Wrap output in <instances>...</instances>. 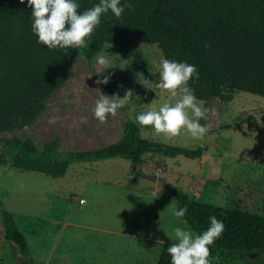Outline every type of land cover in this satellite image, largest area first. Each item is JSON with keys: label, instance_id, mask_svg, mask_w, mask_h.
Listing matches in <instances>:
<instances>
[{"label": "rangeland", "instance_id": "obj_1", "mask_svg": "<svg viewBox=\"0 0 264 264\" xmlns=\"http://www.w3.org/2000/svg\"><path fill=\"white\" fill-rule=\"evenodd\" d=\"M166 71L157 45L141 44L129 56L106 45L92 62L78 58L74 77L34 123L0 133L1 213L19 224L32 263L62 264L63 254L83 247L88 264H158L167 243L207 251L177 215L166 184L144 175L160 174L198 202L264 215V98L239 93L231 103L200 101L175 93ZM131 123L141 127L144 140L204 155L146 153L140 167L124 157L72 158L116 144ZM23 145L38 156L69 160L67 172L16 167L26 156ZM81 197L87 205L79 206ZM76 224L133 235H98Z\"/></svg>", "mask_w": 264, "mask_h": 264}, {"label": "trees", "instance_id": "obj_2", "mask_svg": "<svg viewBox=\"0 0 264 264\" xmlns=\"http://www.w3.org/2000/svg\"><path fill=\"white\" fill-rule=\"evenodd\" d=\"M141 44L162 50L177 94L222 103L239 93L264 98V0H0V133L34 123L74 77L80 56L92 62L106 45L129 56ZM140 130L131 123L116 144L72 158L124 157L140 167L146 153L192 160L204 155L201 149L159 146L142 139ZM22 148L26 156L16 167L67 172L69 160ZM166 186L177 215L208 250L167 243L158 264H264V215L201 203ZM14 236L26 252L24 235Z\"/></svg>", "mask_w": 264, "mask_h": 264}, {"label": "flooded vegetation", "instance_id": "obj_3", "mask_svg": "<svg viewBox=\"0 0 264 264\" xmlns=\"http://www.w3.org/2000/svg\"><path fill=\"white\" fill-rule=\"evenodd\" d=\"M0 207V264H35L28 257V239L17 230L19 224ZM21 233L26 239V252L14 234Z\"/></svg>", "mask_w": 264, "mask_h": 264}, {"label": "crops", "instance_id": "obj_4", "mask_svg": "<svg viewBox=\"0 0 264 264\" xmlns=\"http://www.w3.org/2000/svg\"><path fill=\"white\" fill-rule=\"evenodd\" d=\"M153 175H155L157 177L162 176L160 174H153ZM155 186H157V185H155ZM155 186H153V187H155ZM145 189L146 188H143L141 192L142 193L145 192ZM81 199L85 200V203H80ZM81 199L79 200V206H84V205L88 204V201L85 198L81 197ZM75 226L83 228L84 230H87V231H91L92 233H97L98 235H101V234L111 235L112 237L122 236L125 234H127L128 237L133 235V233L122 232L120 230H117V229L112 228V227H108L106 225L102 226V228L99 226L97 228H89L88 226H85L84 224L83 225L76 224ZM66 227H67V225L65 224L64 228H66ZM122 237H124V236H122ZM164 246H165V244L163 245V248H164ZM128 248L131 250V246H128ZM163 248H162V251H163ZM64 253H66L65 250H64ZM87 253H88L87 250L83 247L81 249H78V253L76 251V253L74 255L71 253H66L67 255L63 254V256L65 258L62 260V264H88V263H90V260L88 258L89 253L88 254ZM31 255H32V252L28 253V257H30ZM49 260L50 259H48L46 261V264H49Z\"/></svg>", "mask_w": 264, "mask_h": 264}, {"label": "water", "instance_id": "obj_5", "mask_svg": "<svg viewBox=\"0 0 264 264\" xmlns=\"http://www.w3.org/2000/svg\"><path fill=\"white\" fill-rule=\"evenodd\" d=\"M134 169H136V167ZM144 178L151 180V181H154V182H160L163 184H167V180L163 177H157L155 175H144Z\"/></svg>", "mask_w": 264, "mask_h": 264}, {"label": "built area", "instance_id": "obj_6", "mask_svg": "<svg viewBox=\"0 0 264 264\" xmlns=\"http://www.w3.org/2000/svg\"><path fill=\"white\" fill-rule=\"evenodd\" d=\"M80 203H85V200L81 199V200H80Z\"/></svg>", "mask_w": 264, "mask_h": 264}]
</instances>
